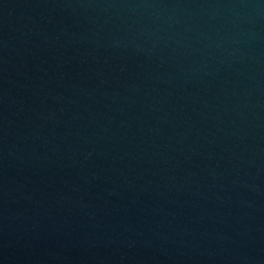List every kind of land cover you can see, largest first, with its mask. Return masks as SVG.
<instances>
[{"label": "water", "instance_id": "95a60500", "mask_svg": "<svg viewBox=\"0 0 264 264\" xmlns=\"http://www.w3.org/2000/svg\"><path fill=\"white\" fill-rule=\"evenodd\" d=\"M0 264H264V0H0Z\"/></svg>", "mask_w": 264, "mask_h": 264}]
</instances>
